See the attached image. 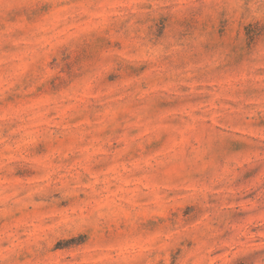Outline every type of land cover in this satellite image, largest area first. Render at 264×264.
<instances>
[{"label":"rangeland","instance_id":"rangeland-1","mask_svg":"<svg viewBox=\"0 0 264 264\" xmlns=\"http://www.w3.org/2000/svg\"><path fill=\"white\" fill-rule=\"evenodd\" d=\"M0 264H264V0H0Z\"/></svg>","mask_w":264,"mask_h":264}]
</instances>
